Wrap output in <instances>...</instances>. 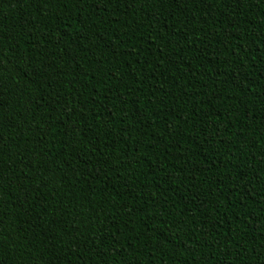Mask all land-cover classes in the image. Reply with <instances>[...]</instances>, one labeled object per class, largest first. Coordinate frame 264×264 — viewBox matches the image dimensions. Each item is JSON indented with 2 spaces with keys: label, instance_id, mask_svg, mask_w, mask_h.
Listing matches in <instances>:
<instances>
[{
  "label": "trees",
  "instance_id": "1",
  "mask_svg": "<svg viewBox=\"0 0 264 264\" xmlns=\"http://www.w3.org/2000/svg\"><path fill=\"white\" fill-rule=\"evenodd\" d=\"M0 264H264V0H0Z\"/></svg>",
  "mask_w": 264,
  "mask_h": 264
}]
</instances>
